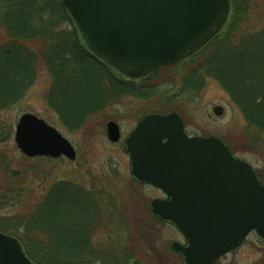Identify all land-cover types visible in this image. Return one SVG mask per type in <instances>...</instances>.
<instances>
[{
  "label": "water",
  "instance_id": "obj_1",
  "mask_svg": "<svg viewBox=\"0 0 264 264\" xmlns=\"http://www.w3.org/2000/svg\"><path fill=\"white\" fill-rule=\"evenodd\" d=\"M88 51L128 80H143L184 62L214 40L231 14L230 0H62ZM217 117L223 110H213ZM107 139L121 138L106 125ZM14 143L27 158L74 162L72 144L32 114L15 126ZM130 175L159 189L165 200L152 214L174 226L185 244L171 250L183 264H216L251 232L264 239V185L246 161L220 138L188 137L181 117L150 114L124 140ZM0 264H35L20 242L0 232Z\"/></svg>",
  "mask_w": 264,
  "mask_h": 264
},
{
  "label": "trees",
  "instance_id": "obj_2",
  "mask_svg": "<svg viewBox=\"0 0 264 264\" xmlns=\"http://www.w3.org/2000/svg\"><path fill=\"white\" fill-rule=\"evenodd\" d=\"M252 2L231 0L232 11L226 28L206 48L183 63L134 83L124 80L88 52L60 0H0V148L9 150L12 130L3 116L26 95L38 65L52 79L46 98L48 105L68 130L83 127L97 113L94 111L104 92L108 96L120 92L146 99L149 96L142 93L146 92L148 83L175 72L186 88L201 85L205 78L217 81L244 117L249 136L245 140L257 144L258 137L264 135V28L246 30ZM68 23L72 29H63ZM106 79L109 92L104 90V87L108 89L104 86ZM7 159V151H0V168L5 179L11 181L6 183L10 186L8 192L21 193L23 178L21 186L15 182L21 174ZM33 161L51 163L49 159L30 160L23 176L34 167ZM60 180L44 196L34 198L32 210L20 217L17 224L0 223L1 230L15 234L32 261L37 264L162 263L154 254L142 258L137 255L135 221L117 211L113 197L107 198L103 191L96 189L90 191L77 181ZM104 202L109 203L106 209L109 213L103 219ZM113 222L117 229H123L121 235L106 229L103 233ZM19 225L24 233L18 230ZM99 233L107 235L104 237L107 247L101 248L103 243L99 242L93 245V238ZM125 242L132 246H121Z\"/></svg>",
  "mask_w": 264,
  "mask_h": 264
},
{
  "label": "rangeland",
  "instance_id": "obj_3",
  "mask_svg": "<svg viewBox=\"0 0 264 264\" xmlns=\"http://www.w3.org/2000/svg\"><path fill=\"white\" fill-rule=\"evenodd\" d=\"M60 3L62 6V0ZM251 5L250 19L247 23L249 28L247 27L246 30L263 29L264 0H253ZM63 29L71 30L72 26L68 23L63 25ZM107 81L108 79L105 80L106 85H104L106 88L109 85ZM51 86L52 79L48 71L42 65H38L34 81L26 95L3 116L4 122L10 125L12 130L7 146L9 150L0 148V151H7L9 155L7 161L11 160L14 170L21 174L15 182H19L20 185L24 181V188L21 193H9L10 186L6 183L11 181L8 177V181L5 179L0 168V223L2 224L11 221L17 224L20 217L23 218L30 213L36 198L44 196L50 187L61 181L60 178H67L70 183L77 181L79 185L85 186L90 191L91 189L103 191L107 198L115 199L117 211L135 221L133 225L138 231L134 230L133 235L134 244L139 249L137 253L139 257L154 254L162 259L161 264H182L179 255L171 250V244L174 242L184 244V238L174 227L156 219L150 211V202L162 199L164 195L158 189L138 185L133 181L130 176L129 157L123 144L137 122L150 114L176 113L183 120L186 134L190 137L220 138L239 159L252 166L264 185V135L258 137L257 144L245 140L248 128L242 113L214 79L205 78L201 85L196 87L189 85L186 88L182 86L181 78L175 72L172 75L158 76L146 85V92L142 93L149 96L146 99L124 96L120 92L108 96L104 92L103 96H99L98 107L94 111L97 113L91 116L92 118L90 117L83 127L76 130H68L64 127L57 113L49 107L46 98ZM101 88L102 86L99 88L100 92ZM104 90L110 91L105 87ZM216 107L223 110L220 117L213 113ZM24 114L37 116L65 136L77 151L76 161L71 163L65 159H58L42 164L33 161L31 164L34 167H30L28 174L23 176L28 170L30 160L17 151L14 133L18 119ZM108 122H114L119 126L121 139L116 144L110 143L107 139ZM16 189L19 190L18 187ZM101 207L103 211L105 210L101 216L104 219L109 213V210H106L109 208V203L104 202ZM115 225L114 222L109 224L104 228L103 233L105 229L106 232L114 231L118 235L123 233V229H117ZM18 230L24 233L22 226ZM0 232L13 236L19 241L13 232L9 234L8 231L1 229ZM100 234L102 233L93 238V245L103 243L101 248L107 247L108 242L104 239L107 235ZM20 244L22 245L21 242ZM121 246L129 248L132 245L125 242ZM22 248L24 250L23 245ZM217 264H264V239L256 233H251L241 247L222 257Z\"/></svg>",
  "mask_w": 264,
  "mask_h": 264
}]
</instances>
